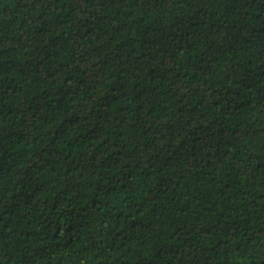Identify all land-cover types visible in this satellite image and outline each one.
Instances as JSON below:
<instances>
[{"label":"trees","instance_id":"obj_1","mask_svg":"<svg viewBox=\"0 0 264 264\" xmlns=\"http://www.w3.org/2000/svg\"><path fill=\"white\" fill-rule=\"evenodd\" d=\"M0 264H264V0H0Z\"/></svg>","mask_w":264,"mask_h":264}]
</instances>
